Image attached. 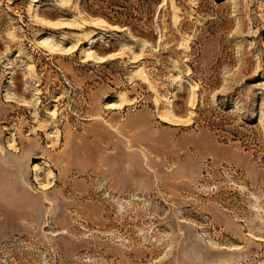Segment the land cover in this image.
Masks as SVG:
<instances>
[{
	"label": "rangeland",
	"instance_id": "374dc122",
	"mask_svg": "<svg viewBox=\"0 0 264 264\" xmlns=\"http://www.w3.org/2000/svg\"><path fill=\"white\" fill-rule=\"evenodd\" d=\"M0 264H264V0H0Z\"/></svg>",
	"mask_w": 264,
	"mask_h": 264
},
{
	"label": "bare ground",
	"instance_id": "6f19581e",
	"mask_svg": "<svg viewBox=\"0 0 264 264\" xmlns=\"http://www.w3.org/2000/svg\"><path fill=\"white\" fill-rule=\"evenodd\" d=\"M111 28H112V29H115L116 27H112V26H111ZM94 37H95L94 35H93V36H92V35L90 36V38H94ZM110 56H112V55H110ZM110 56H109V57H110ZM106 58H107V57H103V58H99L98 60H99V61H106V60L108 59V58H107V59H106ZM100 63H101V62H100ZM111 105H112V104H111ZM111 105H110V106H111ZM116 105H117V104H116ZM118 105H119V104H118ZM112 107H115V106H112ZM117 107H118V106H117ZM167 120H169V119H167ZM165 121H166V120H165ZM169 122H171V121H169Z\"/></svg>",
	"mask_w": 264,
	"mask_h": 264
},
{
	"label": "trees",
	"instance_id": "16d2710c",
	"mask_svg": "<svg viewBox=\"0 0 264 264\" xmlns=\"http://www.w3.org/2000/svg\"><path fill=\"white\" fill-rule=\"evenodd\" d=\"M104 17H106L108 20H111V18H109L108 16H104ZM117 23H119L121 25H124L125 24L124 22H118V21H117Z\"/></svg>",
	"mask_w": 264,
	"mask_h": 264
}]
</instances>
